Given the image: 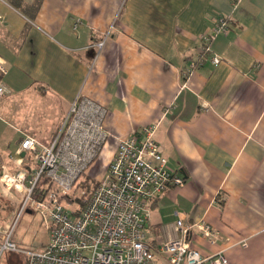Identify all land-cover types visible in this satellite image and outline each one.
<instances>
[{"label":"crops","instance_id":"0c3cea01","mask_svg":"<svg viewBox=\"0 0 264 264\" xmlns=\"http://www.w3.org/2000/svg\"><path fill=\"white\" fill-rule=\"evenodd\" d=\"M0 60V114L19 147L49 146L79 95L108 109L106 169L120 140L157 125L186 185L147 203L155 264L179 222L203 256L264 264V0H0ZM19 147L1 170L27 159Z\"/></svg>","mask_w":264,"mask_h":264},{"label":"built area","instance_id":"2783aa9c","mask_svg":"<svg viewBox=\"0 0 264 264\" xmlns=\"http://www.w3.org/2000/svg\"><path fill=\"white\" fill-rule=\"evenodd\" d=\"M220 23L214 35L227 29L224 21ZM108 37L109 33L97 44L99 53ZM214 63L219 64V59L214 58ZM0 71L7 74L1 60ZM7 94L0 85V99ZM107 115L106 107L79 95L49 146L31 137L22 140L19 152L30 154L34 167L24 168V160H15L14 173L2 167L1 189L10 193L17 188L24 199L14 213L12 227L0 230V264L5 254L19 252L12 238L18 221L29 210L42 215L51 242L45 252L25 253L27 264H155L145 234L150 222L147 203L170 188L186 185L167 166L163 148L154 138L157 125L143 127L119 141L115 157L94 191L89 196L80 192L84 203L80 215L74 209V198L67 200L112 139L105 128ZM178 226L182 236L161 245L168 264H229L223 253L206 257L191 249L188 228L183 222ZM198 229L205 238L213 236L205 224Z\"/></svg>","mask_w":264,"mask_h":264},{"label":"rangeland","instance_id":"374dc122","mask_svg":"<svg viewBox=\"0 0 264 264\" xmlns=\"http://www.w3.org/2000/svg\"><path fill=\"white\" fill-rule=\"evenodd\" d=\"M1 117L3 118L9 116L5 114H3L2 116L0 114V154H2L3 159L5 160L7 159L9 153H14V154L17 153L19 147V140L21 136L18 134L19 132L13 131L11 126L5 123ZM12 117H14L13 114L10 115L9 118L10 122ZM18 154H20V152ZM30 157H31L30 154L25 153L24 158L27 159H25L24 161V165H23L24 168L25 167L27 168V166L31 168L35 166L33 162L30 160ZM13 159H14L13 161L14 168L12 169L13 171L10 170L12 173H14L17 170V165L15 164V160H17V158L14 157ZM1 162L2 161H0V163ZM106 171L107 169L105 167L104 157L103 155H101V157H99L85 172L80 182L83 181L87 182L91 186L93 185V182L97 183L98 181H100ZM2 172L3 170H1V173ZM1 173H0V179H1ZM9 192L10 193L4 192L0 187V199H2L5 203H7L6 208L8 209V211H6L5 208L4 212L1 213L0 230L2 232H6L9 228L12 227V225L16 220V216L14 215V213L16 210H19L21 206V202L24 199V193L22 191H19L17 188L13 187L11 190H9ZM79 193L80 191L78 190L77 195H79ZM1 237L2 236H0V239ZM12 241L13 243L16 244L19 252L18 253L10 252L5 254L1 264H24L26 261V258L24 256L25 253L45 252L51 242V234L45 230V221L42 215L39 214V212H35V211H33L32 214L26 212L18 221L15 227Z\"/></svg>","mask_w":264,"mask_h":264},{"label":"trees","instance_id":"16d2710c","mask_svg":"<svg viewBox=\"0 0 264 264\" xmlns=\"http://www.w3.org/2000/svg\"><path fill=\"white\" fill-rule=\"evenodd\" d=\"M4 163H7V162H1L0 163V173H1V165L4 164ZM8 165H11V163L8 164ZM83 175L81 176V178L83 177ZM81 178L79 179V181L77 182L75 188L73 189L72 194L69 195V197H67V200L74 198V200H73L74 209H77L76 210L77 215H80L82 213V211H83V208H84V203L79 198V195H77V191L79 190L81 192L82 190H85L86 193H87V195L89 196L94 191V187L97 186V183L96 182L95 183L93 182V185H91V186L87 182H84V181L83 182H80ZM75 206H78V207H75ZM6 207H7V203H5L2 199H0V217H1V213L4 212V210H5ZM8 207H10V206H8ZM6 211H8L7 208H6ZM25 258H26V261H25L24 264H27L28 259H27L26 256H25Z\"/></svg>","mask_w":264,"mask_h":264},{"label":"water","instance_id":"95a60500","mask_svg":"<svg viewBox=\"0 0 264 264\" xmlns=\"http://www.w3.org/2000/svg\"><path fill=\"white\" fill-rule=\"evenodd\" d=\"M20 157L24 158L25 157V153H22V155ZM27 213L32 214V211H28Z\"/></svg>","mask_w":264,"mask_h":264}]
</instances>
